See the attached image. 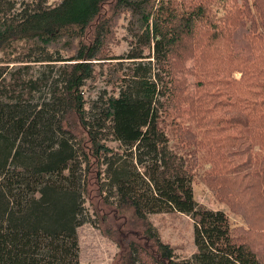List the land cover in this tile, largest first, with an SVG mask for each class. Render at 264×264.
Segmentation results:
<instances>
[{
  "label": "trees",
  "instance_id": "obj_1",
  "mask_svg": "<svg viewBox=\"0 0 264 264\" xmlns=\"http://www.w3.org/2000/svg\"><path fill=\"white\" fill-rule=\"evenodd\" d=\"M241 7L247 26L229 38L230 19L220 25L201 3L0 0V264L49 238L71 240L85 224L116 245L112 264H264L225 212L195 201L188 160L164 127L174 57L195 43L207 63H195L198 88L222 67L240 75L225 84L226 100L220 89L205 95L209 104L199 98L204 118L234 142L204 174L223 171L217 193L225 183L228 206L248 190L264 207V9L258 0ZM123 14L136 39L122 58L130 64L109 69L122 72L115 92L86 99L94 62L115 60L106 47ZM168 213L193 222L190 258L178 259L149 222ZM9 229L40 234L22 246Z\"/></svg>",
  "mask_w": 264,
  "mask_h": 264
},
{
  "label": "rangeland",
  "instance_id": "obj_2",
  "mask_svg": "<svg viewBox=\"0 0 264 264\" xmlns=\"http://www.w3.org/2000/svg\"><path fill=\"white\" fill-rule=\"evenodd\" d=\"M175 1L182 9H190L199 3L210 7L212 19L216 21L221 19L220 25L222 21L229 18V23L232 24L227 32L229 38L232 33L238 32L236 31L238 28L247 26V24L244 25V14H242L244 8L241 7L246 0H224L227 3L224 10L221 9L223 5L221 0ZM251 1L247 0L250 4ZM57 2L58 0H48V3L53 5ZM258 2L263 10V1L258 0ZM238 6L240 9L237 8ZM128 21V14L121 15L107 42L105 55L108 58L114 57L115 60L94 62V76L85 87L86 99H93L101 91L107 94L116 91L117 81L121 78L122 72L120 70L115 73L111 72L110 77L109 69H113V65H118L116 69H123L130 64L122 58L133 52L136 47V39L128 30ZM147 53L146 49L143 50V55ZM195 63L202 66L207 64L205 61L199 62L195 59L194 43L193 47L187 45V48L181 52L177 51V56L174 57L170 68L169 79L172 83L168 96H166L167 106H163V111L167 109L164 127L169 138V146L176 153L183 154L188 160L186 161L193 174L192 187L195 201L207 209L225 212L233 227H236L235 234L238 238H240L239 232L242 233V236L264 261V207H260L259 198L257 196L251 198V193L247 190L239 194L238 202H229L228 206L220 201L224 196L222 189L225 183H221L222 187L217 193V185L222 178L223 171L219 170L211 176L204 174L205 171H210L212 164L219 158L231 151L230 146L234 142L231 136L221 135L214 130L211 123L212 116L204 118L205 111L199 104V98H203L206 104H209L211 100L205 95L217 94V90L220 89L223 93L220 101L226 100L228 87L225 84L232 78L239 79L240 75L237 72L229 73L222 67L210 78H206L204 85L198 88L196 81L203 80V76L196 75ZM217 83L222 86L216 85ZM109 146L116 147V144L109 143ZM195 156L197 158L196 168ZM149 222L157 230L160 240L173 248L178 259L190 258L196 251L193 222L189 217L175 213L156 214L149 216ZM99 230L95 226L85 224L78 229L76 237L71 240L49 238L43 246L35 247L34 244V247L26 248L22 260L5 258V261H9L8 264H60V257H65L66 261L71 259L73 264H112L116 259L118 249ZM9 232L11 233L10 240L22 246L27 245L33 236L40 234L39 232H13L10 229ZM56 247L62 249L64 255L57 256L54 252Z\"/></svg>",
  "mask_w": 264,
  "mask_h": 264
}]
</instances>
